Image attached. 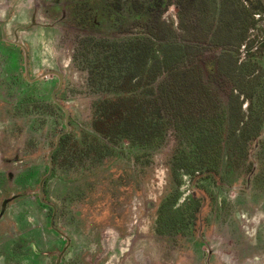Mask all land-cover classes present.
Masks as SVG:
<instances>
[{
  "label": "rangeland",
  "instance_id": "obj_1",
  "mask_svg": "<svg viewBox=\"0 0 264 264\" xmlns=\"http://www.w3.org/2000/svg\"><path fill=\"white\" fill-rule=\"evenodd\" d=\"M179 1L20 0L12 12L16 0H0L7 39L29 51L30 79L59 63L65 73L57 99L70 111L73 135L57 159L47 196L61 208L59 228L74 240L66 264H202L209 250L204 264H264V0L245 1L256 24L240 47L234 49L236 39L226 40L233 46L226 51L236 60L234 72L219 73L212 63L223 50H205L198 58L221 103L214 175L190 177L179 171L177 186L172 162L180 153L171 136L147 153L126 141L111 145L92 127L93 106L106 96L92 94L86 72L75 65L76 41L114 36L120 17L131 18L124 19L125 30L140 33L134 19L147 20L146 8L161 3L162 19L178 36L174 42L184 45ZM134 3L139 10L131 9ZM99 21L105 23L103 36ZM35 22L38 27L29 28ZM24 58L23 50L0 40V212L3 201L14 198L0 220V264H55L58 239L48 232L49 212L37 205L36 193L48 154L65 131V117L51 100L58 79L47 77L29 87ZM95 138L109 147L107 156L88 146ZM250 171L253 176L247 177ZM202 201L200 221L188 234L182 228L167 235L171 218L191 219L194 204ZM25 233L39 247L33 246L35 255L29 249L30 258H25Z\"/></svg>",
  "mask_w": 264,
  "mask_h": 264
},
{
  "label": "trees",
  "instance_id": "obj_2",
  "mask_svg": "<svg viewBox=\"0 0 264 264\" xmlns=\"http://www.w3.org/2000/svg\"><path fill=\"white\" fill-rule=\"evenodd\" d=\"M245 1L250 3L180 0L184 45L174 42L178 36L162 19L164 8L142 25L140 33L126 31L130 35L114 41L83 40L78 61L88 74L89 90L106 96L94 104L96 134L111 145L127 141L147 153L159 149L171 136L180 153L172 162L178 184L179 171L193 177L214 172L219 139L215 126L221 103L213 88L215 82L204 78L198 58L205 50H223L218 63H212L219 73L234 72L236 60L227 54L226 48L233 47L228 41L236 39L237 50L256 24ZM246 92L242 96H247ZM240 97L235 98V106H240ZM71 138L72 134L62 138L56 158ZM88 146H95L104 156L109 153V147L96 138Z\"/></svg>",
  "mask_w": 264,
  "mask_h": 264
},
{
  "label": "flooded vegetation",
  "instance_id": "obj_3",
  "mask_svg": "<svg viewBox=\"0 0 264 264\" xmlns=\"http://www.w3.org/2000/svg\"><path fill=\"white\" fill-rule=\"evenodd\" d=\"M19 2H20V0H16L14 6L12 7V10H11L12 12L17 8ZM162 2H164V1H162ZM138 3L140 4L141 2L138 1ZM132 6L133 7H131V9L139 10V7H138V4L137 3H134ZM140 6H142V5H140ZM162 7H164V6H162ZM159 8L160 7H159V4L158 3L156 4L155 7L146 8L145 14L148 16L147 20H142L140 18H137V19L135 18L134 19L135 20L134 24L136 25L137 22H140L141 29L143 31L142 25H144L145 22H147L148 20H150L152 18V16H154L155 13H157L159 10H162L163 9V8L162 9H159ZM11 11H10V16H11ZM116 17H120V15L117 13ZM124 19L127 20V21L129 20V22L131 21V18L130 17H127V19L126 18H124ZM124 19L122 20V18L120 17L119 22H121V25H118V28L115 27V26H113L117 33H114V36H112V37H106V36H103L102 34H100V30L102 29L103 24H105V23L102 24L100 21L97 23L96 27H98V29H97L98 30V33L101 36H103L102 38H97L95 36L79 37V39L76 41L77 42V48L78 49L76 48L75 53H74L77 56V58H78V55H79V53L81 51V43L85 39L95 38V39H102V40H107V41H114V40H121V39L127 37L128 35H130V34H125L124 33V32L127 31V30L124 29V28L127 27L126 26L127 25V21H124ZM83 23H84L85 26H87L85 19L83 20ZM6 25H7L6 22H3V23L1 22L0 23V32H1V38H0V40H1V43H3V44L13 45V47H17V48L23 50L24 55H25L24 63H23V70H24V74L26 76L25 79H24L25 83L30 87L32 85L37 84V82H39V81H41L43 79H46L47 77H54V78H57L58 79V86L53 91L52 96H51V100L54 103V105L56 106V108L58 110L62 111L63 114H64V117H65V119H64L65 120V131L62 132V133H60V134L66 133L67 127H66V115H65V112L63 111V109L53 99V94L58 89V87L60 85V79H59V76L57 74H61L63 76V82H64L65 73H64V70H63V66L59 63L58 64V68L51 69L49 72H47L44 75L39 76V77H37L35 79H30V71H29V51L28 50H25V47L26 46H25L24 43H22V42H16V41L15 42H11V41H9L7 39L6 32H5ZM38 25L39 24L36 23V22L35 23H31L30 26H29V28L30 27H38ZM48 26H51V25H48ZM128 28H129V26H128ZM132 31H134V30H132ZM134 32H136V31H134ZM15 35L18 36L17 31L15 32ZM73 60L75 62V65L77 64L78 68H80V70L82 72H85L84 70L81 69V67L79 65V61H78L79 59H77V60L73 59ZM86 74H87V72H86ZM87 79H88V74H87ZM87 85H88V83H87ZM62 87H63V85H62ZM61 89L58 91V93L61 91ZM58 93L56 94L55 99L59 102V104H61L62 106H64L68 110V112H69V124H70V111H69V109L65 105H63L57 99ZM248 99L249 98L247 97V100ZM93 112H94V106H93ZM243 125H244V123L241 124V126H243ZM92 127H93V124H92ZM69 128H70V125H69ZM69 134H72L73 135V132H72L71 128H70V131L68 133L64 134L60 138V146L53 153V156H52V174L49 177H48V174H49V171H50V166H49L50 163H49V159L47 158L48 167H47L46 173L43 174L41 180L38 182V186L39 187H38V189H37L38 191L36 193V202H37V205L40 207V209H43V210H46V211L49 212L48 218H47L48 219V221H47V229H48V232L51 233V234H53L54 236H56L57 239H58L59 247L57 249H55V253H54V255H55V264H66V257L70 253L71 249L74 247V240H73L72 235L70 233L63 232L59 228V226H58V220L61 217V213H62L61 212V208L58 206V204L51 202L48 199V196H47V184H48V182L51 179H53L55 177V175L57 173V167H58V160L57 159L60 156V154L57 156V158H56V155L55 154L61 148L62 138L65 137L66 135H69ZM58 136H57V138H58ZM126 143L127 144H130L127 141H126ZM56 145H57V139H56ZM56 145H55V147H56ZM55 147L52 150H54ZM48 157H49V154H48ZM102 158H104V157H102ZM215 173H216L215 171L214 172H211L210 174L204 173L201 176L214 175ZM251 173H252V176H253V172L250 171L248 173L247 177H251ZM173 175H174V171H173ZM178 175H179V173H178ZM186 175H188V174H186ZM198 176H200V175H198ZM174 178H175V176H174ZM43 179H45V181L43 183V200H41V197H40V189H41V186L40 185H41V182L43 181ZM179 184L177 183V186ZM253 188H254V186H253ZM76 195H78V193H76ZM22 197H24V196H22ZM19 198H20V196L17 199H19ZM12 200H14V198H10L8 200L3 201L2 205H1L0 220L3 219V217L5 216V213L7 212V209H8V205L10 204V202ZM166 201H167V205L169 207L172 206V207H174L176 209L175 204H173V203H176L175 201L173 203L172 202H168L169 201L168 199ZM202 202H200V203L198 202V203H195L194 204L193 208L191 209V216L192 217L189 215L191 217V219L188 218V217H185L186 219H183L184 216H182L181 218H178V217L177 218H171L170 221H171V224H172V228L170 229V232L167 233V235H170V237H172L171 233H179L180 234L181 233L180 231H181L182 228H183V231L185 232V234H188V230L194 228L195 225H196V223L200 221V216L202 215V207H203V205H205L204 201H202ZM170 215L174 216L172 213ZM190 221L192 223H189ZM202 234H203V232L201 233V235ZM176 235H178V234H176ZM27 238H28V236L25 233V238H24V241H25V258H30V256H29L30 250H31V252L34 255L36 254V252H38L37 250H33L34 249L33 246H37V244H35V241H29L30 238L29 239H27ZM26 241H28L29 243H27ZM26 243H27V245H26ZM201 247H206V246L203 244ZM37 248H39V247L37 246ZM210 253H211V250L208 251V254L207 255H209ZM207 255H205V254L202 255V260H201L202 264H204V259H205V257ZM74 261H75V263L78 262V260H77V253H75V255H74Z\"/></svg>",
  "mask_w": 264,
  "mask_h": 264
},
{
  "label": "water",
  "instance_id": "obj_4",
  "mask_svg": "<svg viewBox=\"0 0 264 264\" xmlns=\"http://www.w3.org/2000/svg\"><path fill=\"white\" fill-rule=\"evenodd\" d=\"M59 76V79H60V85L58 87V89L54 92L53 94V99L54 101L63 109V111L65 112V115H66V127H67V131L66 133H68L70 131V128H69V112L68 110L62 106L61 104H59V102L55 99L56 97V94L58 93V91L62 88V85H63V76L61 74H57ZM66 133H63V134H60L57 138V145L55 147L54 150H52L50 153H49V166H50V171H49V174H48V177L52 174V156H53V153L59 148L60 146V138L66 134ZM46 179V178H45ZM45 179H43V181L41 182V189H40V197H41V200H43V183L45 181Z\"/></svg>",
  "mask_w": 264,
  "mask_h": 264
}]
</instances>
